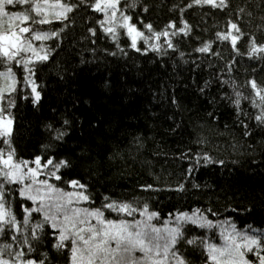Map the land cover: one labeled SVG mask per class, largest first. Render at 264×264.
<instances>
[{
	"label": "snow or ice",
	"instance_id": "snow-or-ice-1",
	"mask_svg": "<svg viewBox=\"0 0 264 264\" xmlns=\"http://www.w3.org/2000/svg\"><path fill=\"white\" fill-rule=\"evenodd\" d=\"M250 2L245 0L235 7L233 0H189L183 7L173 4L169 11H179L182 26L178 27L173 20L157 31L136 11L140 8L143 13L149 12V5L142 0H0V69H3L0 70V264H195V257L200 258V264H264V221L238 225L231 215L221 219L222 214L212 206L211 196L206 197L204 207L177 208L164 219L159 211L152 209L151 198L120 199L103 195L97 206L90 183L82 182L80 174L81 168L87 171L97 162L86 149H81L79 154L59 151L73 123L67 116L44 125L47 142L30 159L19 155L14 138L18 99L30 101L34 108L40 107L44 91L39 83L41 66L48 65L76 25L78 16L95 25L87 27L88 35L82 40L96 45L99 33L115 46L116 51L99 50L107 56L116 57L119 53L128 57L122 46L126 37L123 43L134 52L147 55L151 51L163 57L170 50L187 64L189 60L185 57L192 53L181 50L180 38L192 36L193 27L184 19V13L204 6L226 13V28L216 31L214 38L201 41L193 52L223 60L214 45L227 42L235 54L214 77L231 94L224 92L209 103L215 104L219 99L233 107L245 140L253 136V130L245 122L248 119H253L256 128L264 134V82L252 78L241 85L232 77L236 57L246 55L249 60L264 61V43H257L255 35L244 41L249 34L240 26L245 15H253L248 10ZM262 5L264 0H259L256 6ZM260 19L264 20V16ZM241 41L246 52L238 47ZM89 50L95 58L98 49ZM86 62L90 61L81 57V63ZM225 75L228 78H223ZM212 83L213 80H206L199 88L200 93H205ZM245 88L251 90L250 94H245ZM170 99L179 110L180 102L175 95ZM245 101L258 110L254 116L249 117L244 109ZM195 143L208 141L199 136ZM257 144H264V140ZM133 147L137 152L143 148L142 137L133 138ZM231 147L236 150L244 145L233 143ZM247 147L255 146L249 142ZM180 159L192 161L185 169L183 181L164 188L145 184L141 185L142 190L186 193L187 177L201 166L224 164V160H217L208 152L194 155L185 152ZM155 179L158 183L160 178ZM211 187L207 183H191L192 189L201 191ZM216 199L219 201V196ZM226 211L236 213L239 209L228 206ZM253 211L251 204L243 209L246 214ZM112 213L116 218H109Z\"/></svg>",
	"mask_w": 264,
	"mask_h": 264
},
{
	"label": "trees",
	"instance_id": "trees-1",
	"mask_svg": "<svg viewBox=\"0 0 264 264\" xmlns=\"http://www.w3.org/2000/svg\"><path fill=\"white\" fill-rule=\"evenodd\" d=\"M142 2L149 5V12L143 13L140 8L136 11L159 31L173 20L178 27L182 26L179 11L169 9L173 4L183 7L189 0ZM244 2L233 0V7ZM257 3L259 0H251L248 4L253 15H245L240 26L249 34L244 41L255 35L257 43H264V20L260 19L264 16V5L257 7ZM184 19L193 27L192 36L180 38L181 50L192 53L185 57L189 60L187 64L178 59V53L170 50L169 55L163 57L151 51L147 55L134 52L123 43L126 37L122 39V46L128 51V57L119 53L116 57L107 56L99 50L116 51L115 46L99 33L96 45L82 40L88 35L87 27L95 25L78 16L76 25L69 30L48 65L41 66L39 83L44 91L40 107L34 108L30 101H17L18 110H14L17 116L14 133L17 151L25 159L39 154L41 145L47 142L44 125L67 116L73 123L66 143L59 151L61 154H79L81 149H86L97 162L87 171L80 170L82 182L90 183L95 193L97 206L103 195L120 199L133 196L151 198L152 209L159 211L161 219H164L177 208L204 207L207 205L206 197L211 196L212 206L222 214L221 219L231 215L238 225L252 221L260 224L264 221V144H257V141L264 140V134L256 128L253 119H248L245 122L253 130V136L245 140L233 107L219 99L215 104L209 103L224 92L231 94V90L221 88L214 77L235 54L227 42L214 45L223 60L193 52L201 41L214 38L218 30H225L226 13L209 6L193 7L184 13ZM232 19L236 17L233 15ZM214 24L217 27L214 28ZM257 25L261 28L258 29ZM205 28L208 31H204ZM47 43L54 44L53 41ZM93 47L98 49L95 58L89 50ZM238 47L241 52L247 51L243 41L238 42ZM81 57L90 62L81 63ZM236 60L232 77L237 83L242 85L252 78L264 82V61L249 60L246 55L238 56ZM210 63L215 66L209 67ZM223 78L228 77L225 75ZM206 80H213V83L202 94L199 88ZM243 90L246 95L251 92L248 88ZM173 95L180 102L179 110L171 103ZM243 107L249 117L258 111L247 101L243 102ZM209 112L213 115L209 116ZM136 136L143 139V148L139 152L133 147ZM199 136L206 137L208 143H195ZM249 142L255 146L254 149L247 147ZM233 143L244 147L233 150ZM116 152L121 155H113ZM185 152L189 155L208 152L217 160H224V164L201 166L187 177L189 191L186 193L142 190L141 185L145 184L164 188L175 187L178 181H183L185 169L192 163L189 159H180L181 153ZM156 177L160 178L158 183ZM193 181L212 187L206 191L192 189ZM250 204L253 213H244V207ZM228 206L237 207L239 211H226ZM109 218H116V214H110ZM194 261L200 264L199 257Z\"/></svg>",
	"mask_w": 264,
	"mask_h": 264
}]
</instances>
